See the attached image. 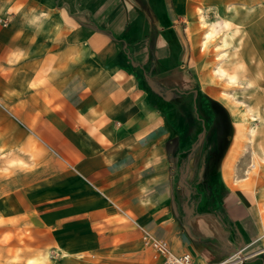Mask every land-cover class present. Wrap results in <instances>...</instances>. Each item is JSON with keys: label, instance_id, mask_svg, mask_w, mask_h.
I'll use <instances>...</instances> for the list:
<instances>
[{"label": "crops", "instance_id": "crops-1", "mask_svg": "<svg viewBox=\"0 0 264 264\" xmlns=\"http://www.w3.org/2000/svg\"><path fill=\"white\" fill-rule=\"evenodd\" d=\"M224 5L0 0V129L27 124L60 163L1 228H27L28 255L163 264L161 239L196 264H264V185L231 152L235 106L199 46Z\"/></svg>", "mask_w": 264, "mask_h": 264}, {"label": "rangeland", "instance_id": "rangeland-1", "mask_svg": "<svg viewBox=\"0 0 264 264\" xmlns=\"http://www.w3.org/2000/svg\"><path fill=\"white\" fill-rule=\"evenodd\" d=\"M232 6L240 9L239 15L235 16V20L240 24V30L228 46L218 48L221 42L219 36L224 29L223 22L233 13ZM207 20L215 24L218 36L206 50L210 55L211 72L219 65L237 68L235 72L238 83L232 84L227 82V79L218 78V86L230 95H225L227 101L235 104V110L240 115L246 131L239 138L236 149H242L241 161L245 165L246 173L257 180L258 186H262L264 185V160L262 159L264 157L262 151L264 103L257 102L258 106L256 104L255 107L252 105L255 95L264 93V0H226V5L212 11ZM230 24L236 25L234 21ZM251 106L255 109L253 114L257 117L256 120H250L248 115L247 110ZM251 127L260 133L259 136L252 138V142H248L251 139ZM253 163L255 166L252 165ZM59 168L60 163L54 151L47 147L27 124L19 120L17 124H2L0 129V264H58L56 257L50 256L44 259L42 256L28 255L24 251V248H27L25 242L28 237L27 228H18L14 232L2 231L1 228L5 224L12 223L9 216L18 207L40 205L44 197H50L49 189L43 193L44 189L41 185L42 182L49 183L50 179H58L56 170ZM14 236L18 238L22 246L12 253L10 243Z\"/></svg>", "mask_w": 264, "mask_h": 264}, {"label": "bare ground", "instance_id": "bare-ground-1", "mask_svg": "<svg viewBox=\"0 0 264 264\" xmlns=\"http://www.w3.org/2000/svg\"><path fill=\"white\" fill-rule=\"evenodd\" d=\"M231 10H232L233 13L231 14V16H227L225 18L224 22H223L224 29L222 31V34L219 36L220 39H221V42H220V45L218 46V48H221V47H224V46H228L231 43V40L237 35V33L240 30L239 29V25L240 24H238V22L235 20V16L239 15L240 9L235 7V6H232ZM199 14H200V12H199ZM200 17H201V23H202L203 27L205 28V30H204L203 37H202V39L200 41L199 46H200V48L202 50L206 51V49L210 46V44L212 42H214L213 40H215L216 37H218V36H217L216 30H215V24L212 21L209 22V21L206 20L204 10L200 14ZM232 21H234L236 23V25H231L230 23ZM258 47H261V46H258ZM236 70H237L236 67H231L230 68V67H226V66H223V65H219V66H217V68L214 69V72H215V75H217L218 77L227 79V82L232 83V84L233 83L236 84V83H238V80H237V77H236V72H235ZM243 70H242V72H244ZM256 80H257V83H258V78ZM223 94L226 95V96L229 95L225 91H223ZM258 94L255 95V100L253 101V105L252 106H254V107L256 106V104L258 106L257 102H263L264 103V99H263L264 97H262V95H264V93H261V95H258ZM232 105L235 106L234 103H232ZM252 106L249 107L248 110H247L248 113H249L248 115L250 116V120H256L257 117L255 116V114H253V111L255 109H253ZM233 110H235V109H233ZM235 111H234V113H235ZM234 115H235L234 119H235V125H236L237 133H236V135L234 137V141H233V144H232V149H231L232 153L234 151H236V149L238 147L239 138L242 135H244V132L246 133V131L244 130V125L242 123L240 115L237 114V112ZM250 132H251V137H250L251 139L248 142H252V138H254L255 136H259V133H260V131L257 132L254 127L250 128ZM262 147H263L262 151L264 152V143H262ZM262 159L264 160V157H262ZM252 165L255 166V163H253ZM247 178H248V176H247ZM262 190L264 191V187H263ZM263 205H264V203H263Z\"/></svg>", "mask_w": 264, "mask_h": 264}, {"label": "built area", "instance_id": "built-area-1", "mask_svg": "<svg viewBox=\"0 0 264 264\" xmlns=\"http://www.w3.org/2000/svg\"><path fill=\"white\" fill-rule=\"evenodd\" d=\"M0 23L7 25L9 20L0 19ZM152 246L156 250L164 255L163 264H196L194 257L190 253L175 254L171 251V246L166 241L161 239H154ZM247 253L243 251H238L235 256L229 261H223L216 264H234L241 262L247 257Z\"/></svg>", "mask_w": 264, "mask_h": 264}]
</instances>
